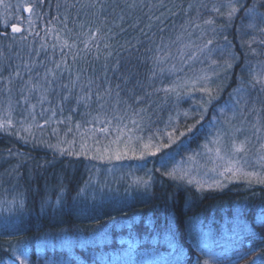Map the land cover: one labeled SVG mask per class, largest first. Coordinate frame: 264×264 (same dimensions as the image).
Returning <instances> with one entry per match:
<instances>
[{"label": "trees", "instance_id": "obj_1", "mask_svg": "<svg viewBox=\"0 0 264 264\" xmlns=\"http://www.w3.org/2000/svg\"><path fill=\"white\" fill-rule=\"evenodd\" d=\"M88 2H40L43 20L31 35L33 42L39 45V53L33 58L29 51L21 50L19 57H13L22 67L21 71L24 72L25 62L33 66L35 73L44 71V66L53 67V60H60L61 42L56 39L57 32L71 43L80 31L79 24L84 23L87 30L89 26L106 22L112 29V39L107 42L112 45L113 55L105 61L107 53L102 42L99 60L93 59V50L87 63L81 61V68L89 70L72 89L71 95H83V84L92 77L95 79L93 91L97 90V85H100L101 92L110 88L112 100L119 92L120 98L131 104L133 89L137 96L150 93L145 103L133 104L134 108L146 109L141 120H147L150 131L158 127L163 129L169 117L177 119L181 127H185L186 122L195 123L191 117L193 113H200L197 101L194 108L195 102L190 99L156 91L174 83L162 73L166 62L162 59L165 53L160 46L166 37L182 32L178 21L187 25L189 22L186 20L196 18L195 8L187 9V0H162L164 7L159 6L160 0H99L95 8L80 7ZM133 4L135 7L130 6ZM166 14L169 15L165 19H157ZM121 16L124 18L122 21ZM65 17L68 28L73 29L71 35L64 30ZM149 24L152 25L150 29L147 27ZM121 27L125 30L121 31ZM141 28L146 36L141 34ZM230 36L235 43L238 42L236 34ZM177 44L175 42L176 47ZM53 45L57 46L53 48ZM171 49L174 48L171 46ZM237 50L243 53L239 47ZM260 50H264V45H260ZM156 57L164 62L156 64ZM67 59L74 74L77 64H72L71 56ZM117 61L119 68L115 69ZM105 63L107 70L102 68ZM14 66L11 62V67ZM69 79L65 72L56 89L60 83H68ZM235 82L232 80L230 84ZM50 99L53 106L59 101L55 96ZM77 109L80 110V106L73 100L64 104L62 113H72ZM131 111L128 110L129 115ZM184 112L189 113V118H185ZM203 123L201 120L195 131L188 133L190 141L183 146L182 153L200 147L207 130L201 126ZM1 159L4 163H0V199L9 206L13 202L15 205L12 206L14 215L6 217L0 225V264H21L22 260L26 264H48L49 261L59 264L62 257L71 258L70 264H104L100 255H108L111 259L110 253H116L117 259H121L117 264H252L256 256L264 259V184L236 181L222 189L198 191L163 176L159 183H155L153 192L147 195L148 201H145V193L139 192L143 196L133 197L132 194L113 209L95 210V213L88 209L89 212L82 214L78 201L82 185L90 177V159L60 155L0 131ZM52 180L60 185H55ZM62 187L67 190L63 206L54 208L53 203H47L48 199L58 197ZM19 200L24 201L23 206L16 207ZM123 202L129 203L121 205ZM64 225L73 233L78 226H84L85 232L105 229V241L96 244L93 252L77 249L75 255L51 248L37 252L36 241L59 232L65 228ZM249 251L251 255L239 258ZM153 253L163 260L160 263L149 260Z\"/></svg>", "mask_w": 264, "mask_h": 264}, {"label": "rangeland", "instance_id": "obj_2", "mask_svg": "<svg viewBox=\"0 0 264 264\" xmlns=\"http://www.w3.org/2000/svg\"><path fill=\"white\" fill-rule=\"evenodd\" d=\"M21 2L22 0H2V2H0V33H4V35H0V50L3 51L6 58H0V69H3L0 75L4 77H7L9 73L18 66V63L13 57H19L21 55V50L29 51V56L33 58L37 57L39 53V45L33 42L31 35L42 22L43 12L40 9V4L35 5L36 14L32 16L33 25L29 28L27 18L30 14L24 11L23 8H17V5ZM26 2L39 3L38 0H26ZM227 2L228 0H187V9H189V4L195 8L194 12L196 13V18L191 20L194 23L192 25H189V23L186 25L178 21L181 25L182 32L177 36L171 35L166 37V40L160 46L165 53L162 59L166 62V66L162 69V73L164 77L167 76V79L170 81L181 83L191 81L198 75L204 73H207L209 76H212L213 72L220 73L218 78L212 76V87L219 88L218 99L213 100L212 104L207 106V112L203 113L202 121H204V123L201 126H204L207 130H205L200 147L192 152H181L183 146L187 145L190 141V136L188 135L190 132H188L185 136L180 137L175 144H172L168 148L161 149L155 156L150 155L143 160L133 158H125L122 160L93 159L92 156L94 152H89L87 155H72L85 157L91 160L88 165L90 177L84 185H82L79 195L78 205L82 207V214L85 213V211L89 212V210L95 213V210L113 209L117 207V203L125 201V199L132 194L133 197H141L143 196L142 193H145V201H148V198H146L147 195L153 192L155 183H159L163 176L183 186L187 185L188 187H193L198 191L222 189L233 182L246 181L243 178H232L231 174L220 176L218 172L211 170L214 164L220 163L216 160L215 152L208 151V149L216 147L212 141L216 139L218 134L223 135L224 138L220 147L223 151H230L232 137L231 135L224 134L231 133L233 127L244 128L242 133L237 134V141L243 140L245 136L251 137L247 145L249 154L246 157L248 163L244 165L245 169L248 171H259L264 174V169H261L260 165L254 160V155L260 142L252 136L251 124L249 123L254 122L255 118V113L249 112V109H251L253 105H255L256 108H260L264 105V93H259L258 86L257 89H252L248 84V81L251 79L250 73L254 70L259 71L260 63H264V50H260V44L257 42L251 45L252 48L256 49L259 55H252L251 49L248 46V41L251 40L252 37H256L257 41L264 39V33L259 31L260 28H264V0H238L237 6L243 5L244 7L235 14L230 24L224 16L209 10L213 5L220 6ZM202 4L207 5V8L201 7ZM253 4L256 5V17L254 19L245 14V9L251 8ZM226 11L227 8L221 7V12ZM167 15L169 14L163 15L160 19H165ZM20 18H23L22 23L20 22ZM207 19L215 20V25H205L203 21ZM189 20L186 21L189 22ZM13 24H18L22 29L27 30H22L21 33H12L11 26ZM196 24H199L200 27H195ZM249 24H255V28H249ZM213 27L216 28L215 32L212 31ZM221 28H223V30H221ZM172 32L174 33V29ZM231 34H236L237 43L233 41L230 36ZM225 36H227V43L231 45L230 48L226 46V41L224 40ZM209 39L213 41L211 45H208V48L212 50L211 53H209L207 49H205L204 53L198 52L197 47H204ZM175 42L178 43L177 47ZM171 46L174 49H171ZM237 47L243 50V53L239 52ZM229 52L234 53L238 59L233 61L232 69L224 73L218 65L223 64V61L228 58ZM191 53H195L193 59L188 58ZM213 60L217 61V65L212 64ZM11 62H13L16 67H11ZM8 65H10V67ZM77 68H81V63L77 64L76 69ZM20 69H22V67H20ZM43 72L44 71H40L41 74H43ZM22 74L27 78V73L22 72ZM232 80L236 81L235 84H230ZM19 86L20 82L17 80L12 86L13 91L10 96L7 93H0V115H3L6 111L9 101H11L14 109L12 113L13 127L8 131L1 132L12 134L18 138L24 137L26 140H22L25 142L27 141L29 144L63 155L57 148L50 147L49 145L56 146L58 142L75 139L76 151L79 152V144L81 142L80 134L94 127H102V125L95 123H85V121L91 120V116L96 114L97 109L95 103L91 104L90 108H85L83 103H81L79 105L80 110H74L72 113H62L58 111L56 119L64 120L65 122L56 123L54 119L48 124H45L44 121L50 113L45 112V115L41 117L40 112L42 109L40 105H37L35 110L36 120L33 121L26 110L28 105L20 100ZM168 86L169 84L166 87ZM228 87H230V89ZM0 88H3L2 83H0ZM237 89H240V91L237 92ZM59 90L60 88L56 89L57 92L61 91ZM178 91L180 92L179 97L186 100L190 99L195 102L193 105L194 108L197 106L196 101L200 105L203 99H207L204 94L192 90L190 84L188 85V90L179 89ZM172 94L176 95L175 93ZM52 96L59 99L57 95ZM18 100L20 101L19 103H17ZM237 100L240 101L239 105H237V109L243 108L247 114V122L244 125L240 124L241 118L239 116L237 119L231 120V124L226 122L232 117L231 106L235 104ZM30 102L36 103L35 97ZM245 102H247L246 107ZM43 107L48 108L49 105L45 103ZM221 109L224 110L223 113ZM199 111L200 113L202 112L200 107ZM89 112L91 116L86 115V113ZM68 117H71V119L69 120ZM138 120L140 121L138 127H133L128 119L123 121L124 124L128 125L125 131L128 135L133 136V138L136 136H143L146 139L147 136L157 132V130L163 135L166 131H171L170 127L166 128V125L170 123L172 125L179 124L181 130H185V127H181L180 122H177V119L172 117H169L167 120L168 123H166L163 129L158 127L153 131L148 129V125L146 124L147 120ZM76 123L82 125L79 130L75 128ZM115 123L116 122H113V124ZM36 124L43 125V127L37 128L35 126ZM191 124L193 123L186 122V125ZM25 127L30 128L31 135L29 132L23 130ZM69 128L72 129L71 132H68ZM53 129L57 130L55 134L53 133ZM193 131H195V128ZM115 135L116 133L111 129L107 136L99 132L96 133V137L99 138L102 143H107L114 139ZM261 135L264 136V133ZM163 139L166 140L167 137L163 136ZM87 142L90 147L93 146V140L91 138H88ZM205 145H207V148ZM60 147L67 148L68 145L66 143H60ZM241 157H243V154H239L238 158ZM241 162L243 163V160ZM0 163H4V160L1 159ZM222 170L221 168L220 171ZM169 172H174L175 178L169 176L167 174ZM190 180L192 181L191 183H189ZM51 182H54L55 185H60L57 181L52 180ZM13 183H16V181L14 180ZM252 183H256L255 180H253ZM66 192V187H62L59 191V196L55 199L49 197L47 203H53L54 208H59L64 200V196L66 197ZM18 202L19 203H16V207L24 203V201L21 200ZM125 203L129 202H123L121 205ZM14 205L13 202L12 205L9 206L8 203H4L0 199V225L5 222L6 217L14 215L12 211V206ZM62 206L63 205H61V207ZM64 227L65 228L59 232L47 234L37 240L35 246L37 252H41V250L45 248L66 251L69 255L77 254V249L85 251L91 250L93 252L95 245L102 244L106 238L104 234L105 229L85 232L84 226H80L81 228L78 226L79 228L76 227L77 229H75V233H73L67 229L66 225H64ZM100 256L104 264H117L121 260L120 258L117 259L116 253H110L109 258L111 259H108V255L105 254ZM148 258L154 262L158 261V263L163 260L155 253L150 254ZM70 260L71 258L64 259L62 257L60 258L59 264L66 262L70 264L72 263ZM48 264H51V262L49 261ZM84 264L89 263L86 262Z\"/></svg>", "mask_w": 264, "mask_h": 264}, {"label": "snow or ice", "instance_id": "obj_3", "mask_svg": "<svg viewBox=\"0 0 264 264\" xmlns=\"http://www.w3.org/2000/svg\"><path fill=\"white\" fill-rule=\"evenodd\" d=\"M2 2V0H0ZM43 2V0H40ZM79 2V0H78ZM99 0H89L86 4H81L80 7L84 8H95L96 4ZM238 5V0H228V2L224 5H213L211 12L224 16L226 20L231 22L233 17L237 12H239L244 6ZM131 7H135V4L130 5ZM160 7H164L162 0H160ZM7 7V6H6ZM75 7V5H73ZM151 7V5H149ZM193 6L191 4L188 5V8L191 9ZM201 7L207 8V5H201ZM221 7L227 8L226 12H221ZM17 8H23L24 11L28 12L30 15L27 18L28 20V27L31 28L33 25L32 16L35 15V3H27L26 0H22L21 3L17 5ZM101 9H103V5L101 4ZM256 5L253 4L251 8L245 9V14L251 16L253 19L256 17ZM95 16L96 13H93ZM124 18L121 16L120 20L122 21ZM159 20L160 18L157 17ZM20 22H23V18H20ZM114 23V22H113ZM194 22L189 20V25H192ZM203 23L205 25H215L216 21L213 19L204 20ZM135 27L136 25H132ZM64 30L71 35L73 29L68 28L67 17H65V21L63 23ZM80 31L75 34L74 39L71 43H69L68 39H65L60 36L59 32L56 34V39L60 41V54L61 58L59 61L53 60V67L49 68L44 66V72L41 74L40 72H33V66L29 63L25 62L23 64L24 72L27 73V78L25 75L22 74L20 66H17L12 72L9 73L7 77L0 75V83L3 84V88H0V93H7L9 96L13 91V84L15 81L20 82L19 86V94L20 100H22L28 108V115L31 116L32 120H36L35 110L37 105L41 106L40 116L43 117L45 112L50 113V115L45 119L44 123L48 124L50 121L55 119L56 123H64V120L56 119L58 116V111L63 112L64 104L67 102L75 101L77 105L83 103L85 108H90L91 103L96 104V114L91 116V113H86V115L91 116V120L85 121V123H95L102 125V127H94L92 129H88L85 132L81 133V142L79 144V152L76 151V140L73 139L71 141H63L58 142V145L53 146L49 145L50 147H55L61 154H69V155H87L89 152H94L92 156L93 159H116L122 160L125 158H133V159H140L143 160L147 156H155L157 153L161 151V149L168 148L172 144H175L180 137L185 136L188 132H192L193 129L196 127L197 124L203 119V113L207 112V106L211 105L213 100L218 99V92L219 88L212 87V76L219 77L220 73L213 72L212 76H209L207 73L198 75L195 79L191 81H185L181 83H173L168 87H164L161 89H156V91H163L166 95L170 93H175L178 97L180 95L179 89L188 90V85H191V89L198 91L204 94L207 99H203L200 102V108L202 109L201 113H193L192 119L195 120V123L191 125H186L185 130H181L180 125H166V128H171V131H166L163 135L160 133L159 130L157 132L152 133L151 135L145 137L143 136H130L127 134L125 129L128 128L127 124H124L123 121L128 119L129 123L133 127H138L140 121L136 119L139 117L140 119L143 118V113L146 111L145 108L139 107L134 108L133 104L139 106L146 102V98L150 96V93H144V96H137L135 94V90H132L131 99L133 103H128L126 100L120 98V93H115V100H112L113 92L110 88H105L103 92H101L100 85H97V90L94 92L92 89V85L95 84V79L92 77H88L86 83L83 84V95L73 97L71 95L72 89H74L78 83L81 81V78L84 77L85 72L89 69L87 68H77L75 74H73L72 66L68 63V56H71L72 64H79L81 61L84 63L88 62V57L90 54H93V50H95V55L93 56L94 60L100 59L101 53V43L103 42V50L107 53L105 56V61L113 55L112 52V45L107 41L112 39L110 35L112 33V29L108 27L106 22H100L99 25L95 27H87L85 30L86 25L81 23L78 25ZM150 29L152 27L151 24L147 25ZM195 27H200L199 24H196ZM249 28H255V24H249ZM22 30L26 31L27 29H22L21 26L18 24H13L11 26L12 33H21ZM121 31H124L121 27ZM223 30V28H221ZM51 31V30H49ZM163 31V29H161ZM212 31L215 32L216 28L213 27ZM259 31L264 33V28H260ZM140 32L142 35H147L144 32V29L141 28ZM0 35H4V33H0ZM226 41V46L228 48L231 47L230 43H227V36L224 37ZM259 43L260 45H264V39L257 41L256 37H252L251 40L248 41V46L251 49L252 55H259L255 48H252L251 45L254 43ZM213 41L211 39L207 40L204 47H197V51L200 53H204L205 49L211 53V49L208 48V45H211ZM82 45V47H80ZM57 45H53L55 48ZM243 46V45H242ZM67 50V51H65ZM195 57V53L189 54L188 58L193 59ZM0 58H5L4 53L0 50ZM6 59V58H5ZM238 59L234 53L229 52L228 58L223 61L222 65H218L221 68V71L227 73L233 67V61ZM156 64H160L163 60L159 57L154 59ZM213 65H217V61H212ZM10 67V65H8ZM175 67V66H173ZM102 68L107 70V63H105ZM119 68V61H117L115 65V69ZM3 69H0L2 72ZM67 72L70 79L68 83H60L59 88L62 90L60 92L56 91V85L58 81H62L64 77V73ZM251 79L248 81L249 86L252 89H257L259 93H264V63H260L259 71H252L250 73ZM119 88V85H117ZM86 89V90H85ZM237 92L240 89L236 90ZM57 95L59 96V101L53 106V100L50 99V96ZM35 97L36 103H31L30 101ZM93 97L95 99L93 100ZM20 101L18 100L17 103ZM47 103L49 105L48 108H44L43 105ZM240 101L237 100L235 104L231 106L232 117L227 120L226 122L231 124V120L237 119L239 116L240 124L244 125L247 122V114L245 113L243 108L237 109V105H239ZM106 105H110V108H106ZM247 102H245V107ZM123 106V107H121ZM131 109V115H129L128 110ZM14 109L12 107L11 101L7 106L6 111L3 115H0V131H8L13 127V119L12 113ZM109 111H111L112 116L109 118ZM223 109L221 112L223 113ZM249 112L255 113L254 122H249L251 124V132L252 136L259 141V147L256 149V153L254 155L255 162L260 165L261 169H264V136L261 134L264 133V105L260 108H256L255 105ZM183 115L185 118H189V113L184 112ZM199 116V119L196 117ZM70 120L71 117H68ZM113 121H116L113 124ZM37 128H42L43 125L36 124ZM82 127L80 123H76L75 128L79 130ZM110 129L116 133L115 138L110 140L107 143H102L99 138L96 137V133L99 132L104 136L109 135ZM24 131L30 132V128H23ZM56 129H53V133H56ZM72 129L69 128L68 132H71ZM244 131L243 127H233L231 133H225L224 135H231V142H230V151H223L220 147L221 142L223 140V135H217L216 139L212 141L213 144L216 145L215 148H210L208 151L215 152L216 160L219 161V164H214V167L211 169L212 171L218 172L220 176H225L226 174H231L232 178L245 179L249 184L255 180L256 183L264 184V174L259 171H248L245 169L244 165L248 163L246 157L249 154V149L247 145L250 142L251 137L245 136L243 140L237 141L236 136ZM163 136H166L167 139L164 140ZM21 139H25L24 137H20ZM88 138L93 140V146L90 147L88 144ZM27 142V141H26ZM60 143H66L68 145L67 148L60 147ZM207 148V145H205ZM10 151V150H9ZM11 154V151H10ZM239 154H243V157L238 158ZM243 160V163L241 162ZM223 169L220 171V169ZM169 176L175 178L174 172L167 173ZM227 178V177H226ZM192 181L190 180L189 183ZM219 183V182H217ZM223 186V185H220ZM23 206V205H21ZM247 255H251V251L248 253L241 254L239 258H244ZM21 264H26L25 261H21ZM252 264H264V259L261 256H256Z\"/></svg>", "mask_w": 264, "mask_h": 264}, {"label": "flooded vegetation", "instance_id": "obj_4", "mask_svg": "<svg viewBox=\"0 0 264 264\" xmlns=\"http://www.w3.org/2000/svg\"><path fill=\"white\" fill-rule=\"evenodd\" d=\"M39 1V0H38ZM38 3H35V5H37Z\"/></svg>", "mask_w": 264, "mask_h": 264}]
</instances>
